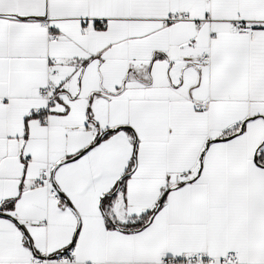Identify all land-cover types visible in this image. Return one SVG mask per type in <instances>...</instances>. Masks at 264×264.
I'll use <instances>...</instances> for the list:
<instances>
[{"label":"snow or ice","instance_id":"snow-or-ice-1","mask_svg":"<svg viewBox=\"0 0 264 264\" xmlns=\"http://www.w3.org/2000/svg\"><path fill=\"white\" fill-rule=\"evenodd\" d=\"M0 264H264V0H0Z\"/></svg>","mask_w":264,"mask_h":264}]
</instances>
